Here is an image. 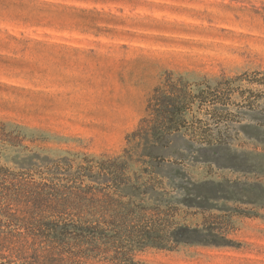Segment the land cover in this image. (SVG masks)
I'll return each mask as SVG.
<instances>
[{
    "label": "rangeland",
    "instance_id": "obj_1",
    "mask_svg": "<svg viewBox=\"0 0 264 264\" xmlns=\"http://www.w3.org/2000/svg\"><path fill=\"white\" fill-rule=\"evenodd\" d=\"M168 78L191 110L147 148ZM85 158H120L124 200L175 222L137 264H264V0H0V166L41 184Z\"/></svg>",
    "mask_w": 264,
    "mask_h": 264
},
{
    "label": "trees",
    "instance_id": "obj_2",
    "mask_svg": "<svg viewBox=\"0 0 264 264\" xmlns=\"http://www.w3.org/2000/svg\"><path fill=\"white\" fill-rule=\"evenodd\" d=\"M175 84L168 78L155 88L131 139L155 147L184 127L193 102L182 90L175 94ZM139 156L136 162L145 164L152 154ZM105 162L85 158L75 170L67 164L62 175L58 167L49 173L50 182L41 184L31 174L0 166V264H85L83 258L137 264V248L148 243L163 248L175 222L163 216L160 206H146L143 198L125 201L126 189L140 193L141 186L131 184L120 158ZM85 178L95 184L84 185ZM61 181L67 192L60 189ZM84 207L90 213H81Z\"/></svg>",
    "mask_w": 264,
    "mask_h": 264
}]
</instances>
